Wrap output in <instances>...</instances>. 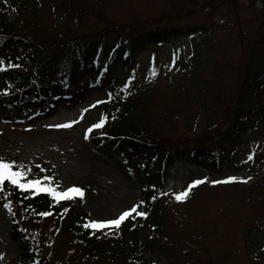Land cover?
<instances>
[{"label":"trees","instance_id":"obj_1","mask_svg":"<svg viewBox=\"0 0 264 264\" xmlns=\"http://www.w3.org/2000/svg\"><path fill=\"white\" fill-rule=\"evenodd\" d=\"M226 1L166 0L171 6L167 11L156 15L144 13L121 21L109 17L101 9V0H61L60 3L58 0H0V52H10L2 54V57L10 67L5 74L13 88L11 98L16 102L21 101V96L32 86L42 97L48 98L45 85L40 84L43 81L37 83L35 78L36 75L50 77L46 70L52 67V75L61 73V67L56 69L55 64L63 65L62 75L70 83L105 81L110 89L117 92V96L104 105V117L107 119L101 127L102 135H95L93 141L98 147H107L126 158L141 184L143 203H140L138 212L147 213L146 217L135 213L117 230L99 233L86 227L88 214L78 209L76 199L61 202L51 193L19 188L5 181L0 186V205L11 215L12 238L29 236L32 247V254L26 252L29 264H49L42 247V237L39 236L41 233L34 227L43 220H58L71 239L87 249L93 257L124 256L128 250L132 256L130 261L138 264L137 246L154 247L160 244L157 235L163 219L159 198L168 178V169L175 163L173 152L178 156L190 155L198 167L219 173L227 163L237 166L239 152L246 143L245 136L264 133V0H249L252 10H255L258 1L262 3V9L258 14L257 27L250 35L239 32L240 51L237 55H232V52L228 55L219 44H214L217 35L214 37L212 27H216V22L181 25L183 18L217 14ZM181 5L186 8L182 12ZM237 5L239 0H231L232 8ZM86 6L90 7L88 10L95 18L106 22L103 28L83 37L77 35L78 31H65L59 33L60 36L42 32L46 27L43 18L47 13L52 14L55 27H60L59 23L65 19L84 13ZM75 18L78 19L77 16ZM180 36L189 39L198 37L201 42L189 50L187 60L181 63L180 58L174 59V66L169 65L162 76L156 74L154 64L140 70L138 57L151 45L171 42ZM69 49L73 52L64 54ZM22 66L27 69L22 70ZM224 72L229 77L235 75L233 80L236 87L231 93L230 86L234 81L227 84ZM162 78L169 84L174 98L178 99V104L168 109L173 115L174 112L178 116L184 113L190 120L195 115L194 110L198 109V113L205 118L206 134L192 147L184 146L183 140L172 142L161 131L149 127L153 117L151 109ZM214 81L218 85L217 90L214 98L207 101L209 85ZM183 98L190 100V104H184ZM164 118L163 123H166L168 117ZM155 123L161 124L162 121L157 118ZM181 146H184L182 150ZM248 164L251 171L259 169L261 173V179L254 189H257L264 203V148L256 150ZM14 167L26 173L22 178L25 183L40 178L44 186L54 184L52 175L47 171L39 168L26 170L16 162ZM45 177L52 179L45 180ZM205 183L191 186L186 200L197 196ZM6 204L10 205L11 211L5 207ZM23 217L30 223L29 229L23 223ZM261 232L264 233V221L250 226L245 237L251 258L256 263L264 264V245L259 246V240L255 239H264ZM144 235L148 236L146 244L138 245V242L144 241L140 238Z\"/></svg>","mask_w":264,"mask_h":264},{"label":"rangeland","instance_id":"obj_2","mask_svg":"<svg viewBox=\"0 0 264 264\" xmlns=\"http://www.w3.org/2000/svg\"><path fill=\"white\" fill-rule=\"evenodd\" d=\"M101 2V9L109 17L121 21L144 13L156 15L171 8L166 0ZM261 4L258 1L255 10H252L249 0H239V5L232 8L231 0H227L220 6L221 10L217 14L183 18L181 25L216 22V27H212L214 37L217 35L214 44H219L228 55L230 52L237 55L240 51L239 32L249 36L253 28L257 27ZM85 8L84 13L75 14L59 23L60 27H55L52 14L47 13L43 18L46 27H43L42 32L60 36L59 33L63 34L65 31H78L77 35L82 36L106 25V22L89 12L90 7ZM180 9L182 12L186 8L181 5ZM25 27L32 30L30 26ZM200 44L198 37L189 39L184 36L171 42L153 44L138 57L139 68L143 70L154 64L156 74L162 76L169 65L174 66V59L180 58L182 63L189 57V50ZM72 52L69 49L64 54ZM58 65L55 64L56 69L61 66L63 70V65ZM0 68H5L1 58ZM53 69L52 67L46 71L50 73ZM223 75L227 84L234 81L235 75L229 77L225 72ZM36 79L41 81L40 77ZM43 80L50 89L47 101L35 95L27 98L24 103L11 106L2 103L3 97L12 91L4 71H0V158L16 162L27 169H49L57 180L53 186L57 192H66L73 187L81 189L84 197L79 200L78 208L88 212L87 222L101 223L119 218L124 211L139 204L140 182L130 172L129 164L123 157L107 148L98 149L93 143L92 138L100 132V128L88 131L104 118L103 105L114 99L117 92L110 89L105 81L90 83L84 80L73 85L60 74ZM216 81L209 85L207 101L214 98L218 87ZM235 87L236 81L231 84L229 93ZM158 89L151 109L153 117L149 121V127L161 131L172 142L183 140L184 146L192 147L206 134L205 118L198 113V109L194 110L195 115L190 120L184 113L178 116L174 112L173 115L168 109L175 103L178 104V99L174 98V93L164 78L159 81ZM28 93L32 95L34 92L28 90ZM182 100L184 104H190L187 98ZM209 108L212 110L211 106ZM164 116L168 117L166 123H163L166 119ZM157 118H160L161 124L155 123ZM219 120L222 121L221 117ZM67 124H71V127H56ZM221 124L225 125L224 122ZM245 140L238 157V161L242 159L245 166L239 168L237 162V166L228 164L220 173H210L200 193L186 201L177 200L175 194L188 191L189 182L207 177L208 171L196 166L189 156L173 153L175 163L168 170L169 176L159 198L163 219L157 235L160 244L154 247L137 246L136 250L141 251L136 254L141 257L138 264H146V260L148 264H259L251 258L245 236L250 226L264 221V203L258 196L257 189H254L261 176L252 173L246 166L249 156L264 146V133L250 134ZM230 177L237 179L229 183ZM23 223L27 229L31 226L25 217ZM11 225L9 215L0 208V264H27L25 252L30 250V243L22 237L12 239ZM34 227L42 234L39 236L42 237V247L47 253L49 264H135L130 261L132 256L128 250L124 256H91L87 249L71 239L69 232L58 220H43L34 224ZM116 228L118 227H113ZM100 229L105 231L107 228L105 226ZM256 236L257 234L254 237ZM140 238L144 241L138 242V245L146 244L148 236ZM255 239L259 240V246L264 245L263 238Z\"/></svg>","mask_w":264,"mask_h":264},{"label":"snow or ice","instance_id":"obj_3","mask_svg":"<svg viewBox=\"0 0 264 264\" xmlns=\"http://www.w3.org/2000/svg\"><path fill=\"white\" fill-rule=\"evenodd\" d=\"M5 2H7V0H5ZM13 67H18V65H13ZM5 70H6L5 68H0V71H5ZM106 119H107V117L102 118L97 124H95L91 128H89L88 131L91 132L92 128L103 127ZM56 127H71V124L56 125ZM14 163L15 162H8V161L3 160V158H0V186H3L4 182L8 181L12 185L18 186L19 188H23V189L35 188L38 192H41V191L42 192H48L57 198H67V197H69L70 193H77V194H80L81 196L83 195V191L79 188H76V187H73L66 192H57L51 186H42V180L40 178L30 179L25 183L22 181V178L26 175V173L19 171V170H16L14 167ZM43 179L50 181L52 179V177H45ZM236 179H237L236 177H230L229 178L230 181H234ZM201 182L202 181H196L194 183L199 184ZM175 195H176L177 200H182V199L187 197L188 192L185 191V192L175 194ZM141 203H143V202H141ZM5 207L9 208V211H11L10 205L6 204ZM138 208H139V205H134L129 210L124 211L119 216V218L113 219V220H108L106 222H101V223L92 222L91 227L102 228V227H105L106 225H114V226L119 227L121 222L123 220H125L126 217L131 216L132 213H136L137 215L146 217L147 213L143 212V211L138 212L137 211ZM48 214L49 213H42V215H48ZM86 227H87V225H86Z\"/></svg>","mask_w":264,"mask_h":264},{"label":"bare ground","instance_id":"obj_4","mask_svg":"<svg viewBox=\"0 0 264 264\" xmlns=\"http://www.w3.org/2000/svg\"><path fill=\"white\" fill-rule=\"evenodd\" d=\"M210 259H212V258H210ZM209 260V259H208Z\"/></svg>","mask_w":264,"mask_h":264}]
</instances>
